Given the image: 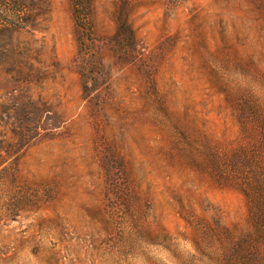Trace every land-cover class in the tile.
Wrapping results in <instances>:
<instances>
[{
    "label": "rangeland",
    "instance_id": "1",
    "mask_svg": "<svg viewBox=\"0 0 264 264\" xmlns=\"http://www.w3.org/2000/svg\"><path fill=\"white\" fill-rule=\"evenodd\" d=\"M4 3L0 264H264V0Z\"/></svg>",
    "mask_w": 264,
    "mask_h": 264
},
{
    "label": "trees",
    "instance_id": "2",
    "mask_svg": "<svg viewBox=\"0 0 264 264\" xmlns=\"http://www.w3.org/2000/svg\"><path fill=\"white\" fill-rule=\"evenodd\" d=\"M4 2H6V3H4ZM18 2V0H0V4H2V3H4V4H10L11 6H12V8H13V6L14 5H16V4H18L17 3ZM82 8H81V11L80 12H82V14H83V5L81 6ZM13 10H16L15 8L13 9ZM10 12V11H9ZM8 12V13H9ZM1 15H0V17L2 18V17H4V18H6V19H12V20H15L14 18H7V17H11V16H9V14H6V16L5 15H2V13H0Z\"/></svg>",
    "mask_w": 264,
    "mask_h": 264
}]
</instances>
